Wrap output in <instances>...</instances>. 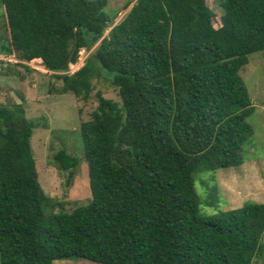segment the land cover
I'll use <instances>...</instances> for the list:
<instances>
[{"label": "trees", "instance_id": "16d2710c", "mask_svg": "<svg viewBox=\"0 0 264 264\" xmlns=\"http://www.w3.org/2000/svg\"><path fill=\"white\" fill-rule=\"evenodd\" d=\"M132 1L114 25L108 0H1L3 54L67 73L98 44L83 67L60 76L61 90L87 101L101 71L120 102L98 95L80 127L90 202L52 216L33 124L21 106H0V264H252L263 256L264 203L202 216L194 175L244 162L254 107L239 71L249 55L264 54V0H216L217 28L205 0ZM53 160L70 178L80 162L63 149Z\"/></svg>", "mask_w": 264, "mask_h": 264}, {"label": "rangeland", "instance_id": "374dc122", "mask_svg": "<svg viewBox=\"0 0 264 264\" xmlns=\"http://www.w3.org/2000/svg\"><path fill=\"white\" fill-rule=\"evenodd\" d=\"M205 1L214 15L212 24L217 28L220 26L223 10L218 1ZM128 2L130 4L126 7ZM133 4L132 0H108L105 11L110 17L117 13L115 25ZM111 28L112 26L104 32V36ZM8 38L4 7L0 0V106H21L26 119L33 124L30 143L38 183L48 198L44 204L46 215L70 213L91 200L80 127L90 120L98 104V95L120 102L117 89L109 84L105 73L99 71L92 80V91L87 101L61 90L60 76L72 75L83 67L98 44L88 51L81 50L77 63L69 65L67 73H53L44 67L39 58L24 60L16 54H3L9 44ZM248 61L239 75L254 107L253 114L248 118L253 135L243 146L244 162L241 166L195 173L194 188L200 200L199 213L202 216L239 209L246 202L264 203L263 52L249 55ZM62 149L80 161L72 178L68 171L58 169L54 163V155ZM261 244L264 245V234ZM53 264L97 263L81 258H68L56 260ZM252 264H264V254L255 257Z\"/></svg>", "mask_w": 264, "mask_h": 264}, {"label": "bare ground", "instance_id": "6f19581e", "mask_svg": "<svg viewBox=\"0 0 264 264\" xmlns=\"http://www.w3.org/2000/svg\"><path fill=\"white\" fill-rule=\"evenodd\" d=\"M38 60V59H37Z\"/></svg>", "mask_w": 264, "mask_h": 264}]
</instances>
